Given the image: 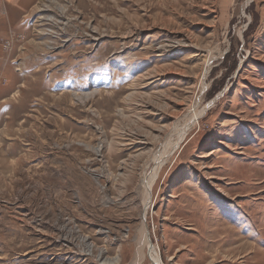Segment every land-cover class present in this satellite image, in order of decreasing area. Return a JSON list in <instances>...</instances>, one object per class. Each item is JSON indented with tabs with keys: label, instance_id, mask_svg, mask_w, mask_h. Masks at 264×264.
Returning <instances> with one entry per match:
<instances>
[{
	"label": "rangeland",
	"instance_id": "1",
	"mask_svg": "<svg viewBox=\"0 0 264 264\" xmlns=\"http://www.w3.org/2000/svg\"><path fill=\"white\" fill-rule=\"evenodd\" d=\"M141 227L264 264V0H0V264H154Z\"/></svg>",
	"mask_w": 264,
	"mask_h": 264
},
{
	"label": "bare ground",
	"instance_id": "2",
	"mask_svg": "<svg viewBox=\"0 0 264 264\" xmlns=\"http://www.w3.org/2000/svg\"><path fill=\"white\" fill-rule=\"evenodd\" d=\"M45 9H50V7H48V5L45 7L42 8V10H45ZM41 20L43 21H50V19H52V17L48 16V15H42ZM43 24H46V23H43ZM91 33L88 34L87 36H89L91 39H96L97 40V34H96V31L91 29L90 31ZM102 35V34H101ZM197 108V104H192L189 108H188V112L185 114V116L183 117V120H181V123H180V131L182 130V128H184V126L188 123H186L185 121V117L189 114L190 117H191V114H192V117H191V121H195L196 118H197V115H198V109ZM177 131V130H176ZM168 149L171 150L172 146L171 145H168ZM166 149V148H165ZM165 152L163 153L166 154V150H164ZM209 154H211V152H209ZM208 154V155H209ZM163 155H156L153 159V163L155 164L154 165V169L151 171V173L149 174L148 176V181H147V178L146 180L143 181V188L145 189V197L147 199V201L149 200V197H150V192H151V185L153 183V180L158 172V168L160 167V165H162L166 159V157H163ZM162 158V159H160ZM142 217H144V214L142 215ZM143 223V222H142ZM141 230L143 231V239L145 241V243L147 244V249H148V252L150 253V257L149 259L154 263V264H161V261L159 259V256L157 255L156 251H155V248L153 245H151L149 243V239H147V232L145 231L144 227L142 228L141 227ZM140 239L138 240L137 242V250L134 254V257L131 261L130 264H139V262L141 261L142 259V246L140 245Z\"/></svg>",
	"mask_w": 264,
	"mask_h": 264
},
{
	"label": "crops",
	"instance_id": "3",
	"mask_svg": "<svg viewBox=\"0 0 264 264\" xmlns=\"http://www.w3.org/2000/svg\"><path fill=\"white\" fill-rule=\"evenodd\" d=\"M11 2H13L14 0H10ZM32 1H34V0H27V2H32ZM24 2H26V0H24Z\"/></svg>",
	"mask_w": 264,
	"mask_h": 264
}]
</instances>
